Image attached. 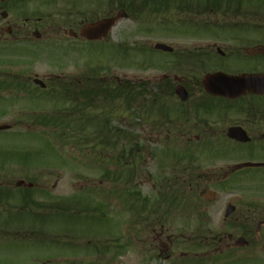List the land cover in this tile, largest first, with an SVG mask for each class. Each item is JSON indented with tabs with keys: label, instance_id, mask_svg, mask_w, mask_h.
<instances>
[{
	"label": "rangeland",
	"instance_id": "1",
	"mask_svg": "<svg viewBox=\"0 0 264 264\" xmlns=\"http://www.w3.org/2000/svg\"><path fill=\"white\" fill-rule=\"evenodd\" d=\"M10 12L15 14L16 11ZM125 26L135 27L124 21L103 48L83 45L80 55L71 58L73 54L68 55L63 63L70 66L73 61L79 68L89 67L115 84L116 78L124 82L148 83L146 94H139L134 101L129 98L127 102L119 96L109 102L103 101L104 98L96 101L99 97L92 99L90 92L88 98L78 92L84 87L90 88L85 81L79 87L65 85L68 82L63 81L61 90L51 83L47 85L48 91H42L30 78L0 79V124L12 125L11 130L0 131V264H57V259L108 257L114 253L112 250L98 254L92 246L108 244L115 238L123 240L118 244H128L120 254L121 264H194L191 261L200 257L204 264H264V168L244 171L245 181L238 188H213L217 192L213 201L202 199L203 186L197 191L184 192L188 207L179 209L182 216L168 233L174 237L183 233L186 237L190 235V239H178L174 243L167 252L173 255L171 261L159 256L160 250L165 249L159 242L146 240V236L137 241L133 227L129 235L126 234L135 210L140 208L145 197L153 201L155 210L160 212L149 219L159 220L160 217L163 220L162 210L168 203L161 206L157 199L171 191L164 189L163 176L172 175L178 163L177 156L184 154L190 145L167 142L164 133L160 143L158 119L161 114L156 103L150 34L132 36L125 31ZM121 44L128 51L119 50ZM0 51V72L6 73V55ZM82 69L75 72L87 70ZM121 91L126 94L128 89ZM130 101L133 102L128 104ZM87 102L91 108L84 107ZM80 111H86L84 119L89 117L88 121L92 119L94 123L82 128L83 123L77 120ZM47 113L54 114H50L54 118L46 122L36 119ZM57 116H65L69 122ZM53 119L56 121L52 122ZM100 119L108 127L119 128L120 133H116L119 137L108 132L106 142L103 141L104 127L94 126ZM67 125L70 129L64 128ZM28 128L32 131L27 132ZM96 129L101 131L100 137ZM86 135L87 140L83 138ZM79 138L84 140L77 145L75 139ZM211 145L207 149L205 143H196L192 146L194 151L203 153L198 154V160L185 163L196 167L197 173L198 169L219 172L229 170L227 167L231 164L250 159L246 156L218 158L217 155L224 152H216L224 146L214 148ZM229 147L237 149V146ZM120 151L125 154L127 163L116 162ZM22 180L26 185L17 188L16 183ZM27 184L34 187L28 188ZM132 190L141 193L139 201L131 199ZM233 200L237 209L224 220L225 206ZM102 201L105 206L96 210ZM194 202L206 207L208 219L196 221L189 216ZM198 223L203 226L200 232L206 242L200 248L192 243ZM5 225H9V229ZM157 225L159 234L160 224ZM30 232L35 235L27 237ZM68 235L70 240L65 238ZM229 235L233 236L231 241ZM243 236L249 246H235V240ZM163 241H166L164 236Z\"/></svg>",
	"mask_w": 264,
	"mask_h": 264
},
{
	"label": "flooded vegetation",
	"instance_id": "2",
	"mask_svg": "<svg viewBox=\"0 0 264 264\" xmlns=\"http://www.w3.org/2000/svg\"><path fill=\"white\" fill-rule=\"evenodd\" d=\"M113 18L109 34L102 40L82 35L85 26ZM124 21L135 25L125 26L128 34H150L157 111L163 117L158 123L160 143L164 133L167 142L190 145L177 156L172 175L163 176L164 189L179 193L197 191L199 186L243 185V172L249 169L237 170L239 163L228 164L229 170L198 169L197 173V168L185 161L198 160L203 152L192 146L205 143L214 148L224 146L217 150L224 152L218 158L246 156L250 159L239 162H264V0H0V45H5L8 66L6 73L0 72V79L30 78L35 83L42 76L59 90L67 79L72 83L65 85L79 87L83 83L76 75L92 69L79 68L73 61L66 66L64 58L80 55L83 45L103 48ZM158 43L166 47L157 48ZM81 69L87 70L75 72ZM116 81L128 86L118 78ZM210 85L222 94L213 95ZM261 168L264 166L257 169ZM179 209V205H167L163 220H150L155 212L148 210L149 220L134 223L135 239L142 241L146 236L163 248H171L178 239H190L183 233L177 237L168 233L182 216ZM190 209L189 216L196 221L208 219V210L200 202ZM5 227L9 229V225ZM172 256L167 254L164 260L171 261ZM118 259L113 257L109 263L108 258L70 259L57 264H121Z\"/></svg>",
	"mask_w": 264,
	"mask_h": 264
},
{
	"label": "trees",
	"instance_id": "3",
	"mask_svg": "<svg viewBox=\"0 0 264 264\" xmlns=\"http://www.w3.org/2000/svg\"><path fill=\"white\" fill-rule=\"evenodd\" d=\"M94 82L95 86L93 89H84V90H79L78 92L82 93V95H86L88 98H89V95H88V92H90V95H92V99H95V97H99L96 101H100L104 98L103 101H112V100H116L117 96H119V98H122V97H125L126 96V101L128 102V99L129 100H136L138 98V96H140L139 94H146V92L148 91L147 90V86L146 85H143V84H138L136 86H131V88L128 89V92L126 94H123L122 92L118 91L117 88L116 90L114 88H112V86H110L109 84H99L97 83V81H99L97 78L94 77L93 80H91ZM139 90V91H138ZM138 91V92H137ZM143 92V93H142ZM133 101H130L128 104H130L131 102ZM74 105V103H73ZM82 107V106H81ZM85 108L87 107H92L90 105V103H85L84 105ZM74 109V106H72L71 108V111ZM74 111V110H73ZM72 111V113H73ZM85 114V113H84ZM58 118V117H57ZM85 118V117H84ZM82 117H79L77 120L82 122L83 123V127H85V124H86V127L88 124H93L94 122H92V119H90V121H88L89 117L84 119ZM59 119V118H58ZM61 121H64V122H69L67 121V119L65 120V118L63 117V119L61 118L60 119ZM56 121V120H55ZM54 122V121H53ZM58 124L60 123L59 121H57ZM98 123V126L101 128V127H104V131H102V134H103V138L106 142V136H107V133L110 132L111 133V136H114V131L111 130L110 127H108V125L104 122L102 123L101 122V119L97 121ZM65 129H70V125H67L66 127H64ZM101 133V132H100ZM116 137L117 134L115 133ZM100 137V136H99ZM85 140H87V135L86 137H83ZM84 139L82 138H79V139H75L76 140V144L79 145ZM74 140V141H75ZM117 140V139H116ZM114 141V144H117V141Z\"/></svg>",
	"mask_w": 264,
	"mask_h": 264
},
{
	"label": "water",
	"instance_id": "4",
	"mask_svg": "<svg viewBox=\"0 0 264 264\" xmlns=\"http://www.w3.org/2000/svg\"><path fill=\"white\" fill-rule=\"evenodd\" d=\"M110 25V23L108 22V21H102V22H100V23H97V24H92V26H87V27H85L83 30V35L86 37V38H88V39H94V38H96V39H99L100 37L98 36V34H100V35H102L103 33H105L106 31L105 30H108L107 28H108V26ZM162 46V45H161ZM211 81V80H210ZM38 83H41L42 84V86H44V84L40 81H37ZM208 89L209 90H211V91H213V93H215V94H219V93H217L216 91H215V89H214V85H210V86H208ZM228 95H232V94H230V93H227ZM0 128H6V127H0ZM250 165H258V164H248V163H246V164H243V165H240V167H243V166H250ZM229 210H228V213H227V215H230L231 214V212H233L234 210H235V208L234 207H230V208H228ZM238 242H237V244L238 245H243V244H247L248 242L244 239V237L243 238H239L238 240H237Z\"/></svg>",
	"mask_w": 264,
	"mask_h": 264
}]
</instances>
